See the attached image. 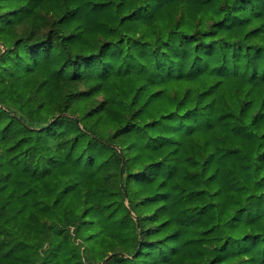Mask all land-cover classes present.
Listing matches in <instances>:
<instances>
[{
	"label": "trees",
	"instance_id": "obj_1",
	"mask_svg": "<svg viewBox=\"0 0 264 264\" xmlns=\"http://www.w3.org/2000/svg\"><path fill=\"white\" fill-rule=\"evenodd\" d=\"M264 264V0H0V264Z\"/></svg>",
	"mask_w": 264,
	"mask_h": 264
},
{
	"label": "water",
	"instance_id": "obj_2",
	"mask_svg": "<svg viewBox=\"0 0 264 264\" xmlns=\"http://www.w3.org/2000/svg\"><path fill=\"white\" fill-rule=\"evenodd\" d=\"M106 258L103 259V261L101 262V264H105Z\"/></svg>",
	"mask_w": 264,
	"mask_h": 264
}]
</instances>
